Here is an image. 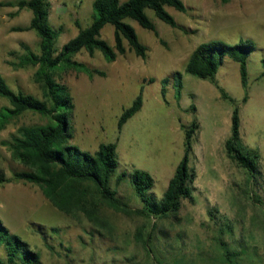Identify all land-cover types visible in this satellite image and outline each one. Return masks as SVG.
Here are the masks:
<instances>
[{
  "label": "rangeland",
  "instance_id": "obj_1",
  "mask_svg": "<svg viewBox=\"0 0 264 264\" xmlns=\"http://www.w3.org/2000/svg\"><path fill=\"white\" fill-rule=\"evenodd\" d=\"M4 1L8 0H0ZM182 1L186 11L165 6L176 27L145 9L158 36L131 18L124 20L147 47L145 58L137 56L126 41V52L114 61H107L99 49L92 55L81 49L72 59L104 75L63 62L54 77L66 84L74 103L68 143L90 153L100 143H115L118 165L110 184L132 208L141 207L142 202L130 181L131 172H149L154 184L148 193L160 199L183 155L181 124L188 126L197 119L200 127L190 155L195 172L192 198L183 199L178 212L165 217L126 215L99 202L97 215L106 221L99 225L81 211L72 215L59 211L34 183L2 182L0 219L39 254L36 264H264V0ZM92 2L50 0L48 22L60 29L57 49L79 28L91 24ZM31 16L28 8L21 12L15 6H0V74L13 90L42 99L41 86L34 80L37 66L8 63L24 52L21 42L40 52L34 30H13L28 24ZM100 36L113 45V25H104ZM245 40L254 45L247 59V100L242 101L245 89L239 64L228 55L215 80L239 107L242 144L259 153L260 173L254 177L225 150L234 104L221 97L211 80L185 71L188 56L198 44ZM176 72L181 74V88L173 77ZM139 94L141 108L119 129L121 113ZM192 103L195 111L190 109ZM4 105H9L8 100L0 97V107ZM48 120L27 110L0 129V169L7 177L29 167L14 159L3 141L19 126ZM122 173L125 176L116 183ZM5 257L0 246V258Z\"/></svg>",
  "mask_w": 264,
  "mask_h": 264
},
{
  "label": "trees",
  "instance_id": "obj_2",
  "mask_svg": "<svg viewBox=\"0 0 264 264\" xmlns=\"http://www.w3.org/2000/svg\"><path fill=\"white\" fill-rule=\"evenodd\" d=\"M0 6H15L17 9L28 8L32 12L27 26H15L13 30H34L40 38V52L35 53L25 42L16 62H8L14 67L37 66L34 80L40 84L42 99L21 90H13L0 74V97L8 100L9 105L0 107V129H3L11 119L30 110L48 117L44 124L22 125L9 140L3 141L14 159L29 167L28 170L16 171L12 177H7L0 169V183L11 180H23L39 186L42 194L59 211L72 215L76 211L83 212L86 217L99 225L106 221L97 215L98 203L102 202L114 211L130 215L137 213L144 216L165 217L175 215L181 207L183 199L192 198V183L195 172L190 166L192 140L200 127L197 119L184 129V151L176 165L166 189L160 199L149 194L154 179L149 172L134 169L130 181L134 190L141 198L142 206L132 208L111 187L110 179L115 172L118 161L115 143H100L93 153L83 151L69 144L72 138L71 116L74 103L66 84L54 77V70L61 63L79 67L89 74L95 72L104 75L99 69H91L77 62L72 57L81 49L92 55L95 49L101 50L107 61H114L118 54L126 52L125 41L130 49L141 58L147 55V47L142 44L134 28L124 20L131 18L143 28L154 31L153 22L146 15L145 9H152L155 15L176 27L173 16L165 6H172L179 11H186L182 0H93L92 22L85 28H79L77 34L64 43L60 49L55 47V40L60 29L52 27L48 22L50 0H8L0 2ZM113 25L114 44H108L100 36L104 25ZM164 43L162 39H159ZM254 50L253 42L245 40L236 44H226L219 41H208L198 44L189 54L185 71L195 77L211 80L218 88L223 99L234 104L231 114V130L225 140V150L230 159L246 169L251 176L260 173L258 167L259 153L256 149L247 148L242 144L240 136L239 107L215 80V75L226 55L239 64L240 82L245 89L242 101L247 100L248 69L247 59ZM178 79L179 88L182 78L179 72L174 74ZM163 92V88H162ZM142 106V95L139 94L132 104L125 108L118 119V128L133 116ZM190 109L195 111L192 103ZM125 173L117 176L119 183ZM146 246L145 241H143ZM0 246L5 252V259L0 258V264H36L39 254L33 251L29 244L18 235L12 233L0 219Z\"/></svg>",
  "mask_w": 264,
  "mask_h": 264
},
{
  "label": "crops",
  "instance_id": "obj_3",
  "mask_svg": "<svg viewBox=\"0 0 264 264\" xmlns=\"http://www.w3.org/2000/svg\"><path fill=\"white\" fill-rule=\"evenodd\" d=\"M13 1H15V0H13ZM119 1H120V2H124V1H126V0H123V1H122V0H119ZM25 9H26V8H25ZM25 9L22 8V9H20V11H21V12H24ZM19 14H20V13H19ZM19 14H18V15H19ZM30 19H31V18H30ZM28 24H29V23H28ZM28 24H25V25H23V26H27ZM113 30H114V29H113Z\"/></svg>",
  "mask_w": 264,
  "mask_h": 264
}]
</instances>
